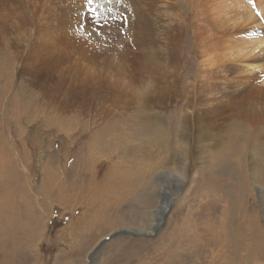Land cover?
Here are the masks:
<instances>
[{"label": "rangeland", "instance_id": "obj_1", "mask_svg": "<svg viewBox=\"0 0 264 264\" xmlns=\"http://www.w3.org/2000/svg\"><path fill=\"white\" fill-rule=\"evenodd\" d=\"M97 3L0 0V264H264V51L199 76L264 23Z\"/></svg>", "mask_w": 264, "mask_h": 264}, {"label": "bare ground", "instance_id": "obj_2", "mask_svg": "<svg viewBox=\"0 0 264 264\" xmlns=\"http://www.w3.org/2000/svg\"><path fill=\"white\" fill-rule=\"evenodd\" d=\"M67 1V0H66ZM99 1V0H98ZM41 4H43V7L46 6V0H40ZM69 2H71V6H68V7H71L73 9V11L77 12L76 14L79 15V17H81L80 15H82V13H84V9L86 8V6H83L81 4L78 3V0H69ZM125 2V1H124ZM123 3V2H122ZM206 3L210 5V7L212 6V8L210 10L206 9L207 11L206 14L208 16V18L210 19V21H212L213 23H215L217 26V28L221 25V23L223 22H226L228 21L229 19L233 18L235 19L236 21H260L262 24L264 23V0H253L252 3L249 2V0H206ZM51 4V3H50ZM150 5H152V3L150 2L149 3ZM195 4H197V0H195ZM36 6V5H35ZM34 6V8H35ZM42 6V5H41ZM214 6V7H213ZM39 7V6H38ZM53 7V6H52ZM33 8V9H34ZM41 8V7H40ZM70 8V9H71ZM156 12H159L158 15L160 16H163L165 17L164 19L166 21H170L173 19V15H174V12L175 10L168 7V6H156ZM49 8H47L48 10ZM51 9V8H50ZM216 9V10H214ZM38 12L37 13H34L32 15V20H31V23H30V29L32 31H35V29L37 28L36 26H40L38 24V22L41 20V19H44L45 18V14L43 13V11L41 9L38 8ZM69 10V8L67 9ZM65 10V12L67 11ZM152 9H149L148 13H147V16L150 17V12H151ZM155 12V11H154ZM191 12H193L194 14L191 13V17H198L196 16V14L198 15V12L196 11V6L194 5L192 8H191ZM61 14V13H59ZM58 14V15H59ZM74 14V13H72ZM75 14V15H76ZM259 14V15H258ZM140 18H143V14H140ZM229 15V16H228ZM53 16H55L53 14ZM60 16V15H59ZM68 15H66L67 17ZM57 17V16H56ZM73 17V16H72ZM146 17V19L148 18ZM71 17H69L70 19ZM62 18H60L61 20ZM64 19V18H63ZM73 19V18H72ZM46 20V18H45ZM144 20V19H143ZM37 21V22H36ZM55 21V20H54ZM70 21V20H69ZM67 21V23L69 22ZM72 21V20H71ZM70 21V22H71ZM46 22V21H45ZM59 22V20H58ZM233 23H236L235 21H232ZM48 23V22H47ZM61 23V22H60ZM157 23V22H156ZM56 24V23H55ZM58 24V23H57ZM56 24V26H57ZM63 24V23H62ZM75 24H77V21L75 20L73 23H70L69 25V28L70 29H76L74 28L75 27ZM260 24V23H259ZM45 25V24H44ZM43 25V27H44ZM51 27H52V24H49ZM82 25V24H81ZM229 25V24H228ZM226 25L225 28L228 26ZM47 25H45L46 27ZM64 26V24L62 25ZM66 26V25H65ZM65 26L64 28H62V30H65ZM80 26V24L78 25ZM36 27V28H35ZM42 27V28H43ZM59 27V26H58ZM77 27V26H76ZM41 28V29H42ZM47 28V27H46ZM53 28V27H52ZM51 28V29H52ZM78 28V27H77ZM143 28V26H142ZM38 29V28H37ZM45 29V28H44ZM48 29H50L48 27ZM46 29V30H48ZM68 29V28H67ZM165 29L162 28V30ZM239 29V28H238ZM59 30V29H57ZM67 31H70L69 29ZM142 31H145L144 29ZM224 31L222 29V33L224 34ZM51 32V31H50ZM52 32H55L56 34V31H52ZM51 32V33H52ZM141 32V31H140ZM150 34L153 33V29L151 27V29L149 30ZM212 35L209 34V31L208 32H205V36L202 37L201 39H206L207 38H212L214 37L215 35V32L216 30L214 31H211ZM44 33V32H43ZM69 33V32H68ZM220 34V38L222 37L223 34ZM238 33V32H237ZM50 34V33H49ZM53 34V33H52ZM50 34V35H52ZM54 34V35H55ZM58 34V33H57ZM61 34V33H60ZM203 34V33H202ZM46 35V34H45ZM44 35V36H45ZM71 35V34H70ZM27 37L28 38H31V44L26 45V47L29 48V46L31 45L30 49L31 51L33 49H36V46L38 44V40L37 39H40L42 38L43 36L41 35H36L35 33H29L27 34ZM47 38V36H45ZM49 37V36H48ZM51 37V36H50ZM55 38V37H54ZM217 39V38H213L212 41H219L220 40ZM231 38H232V43H230L229 40H223L219 46H216L214 48V51H213V54H205V55H202L203 56V61H201V68H200V72H199V76L200 77H203L207 74V71H205L206 68H208L209 65H211V62L214 61L215 63L219 62V63H226L228 61H230L231 59H239L238 57L241 55V54H244V53H253L255 51L258 52V50H263L264 51V34L260 33L258 30H255L254 32H247V33H241V34H236V35H231ZM26 39V37H25ZM70 39V38H69ZM25 41V40H24ZM24 41H23V44H24ZM59 41V40H58ZM51 44V43H49ZM55 45V44H54ZM47 46V45H46ZM50 46V45H49ZM58 46V45H56ZM52 47V46H51ZM55 47V46H54ZM50 48V47H49ZM48 48V49H49ZM43 49V48H42ZM198 49L202 50V45L201 43L198 44ZM36 51V50H35ZM43 51V50H42ZM47 51V50H46ZM45 55V54H44ZM209 55V56H208ZM242 57V56H241ZM243 61V60H242ZM241 62V61H240ZM243 66V65H242ZM211 67V66H210ZM250 68V67H248ZM210 68H208L209 70ZM243 69L246 70L245 68V65L243 66ZM239 87V86H238ZM237 87V88H238ZM235 93V92H234ZM239 93V92H238ZM235 97V96H234Z\"/></svg>", "mask_w": 264, "mask_h": 264}, {"label": "snow or ice", "instance_id": "obj_3", "mask_svg": "<svg viewBox=\"0 0 264 264\" xmlns=\"http://www.w3.org/2000/svg\"><path fill=\"white\" fill-rule=\"evenodd\" d=\"M109 2H111V0H109ZM249 2L252 3L253 0H249ZM93 5H95V6H93ZM85 6L87 7L88 12L92 15L93 19L96 21H99V15L97 14V9L101 5L99 3H97V0H86Z\"/></svg>", "mask_w": 264, "mask_h": 264}, {"label": "water", "instance_id": "obj_4", "mask_svg": "<svg viewBox=\"0 0 264 264\" xmlns=\"http://www.w3.org/2000/svg\"><path fill=\"white\" fill-rule=\"evenodd\" d=\"M166 198V196L165 197H163L162 199L164 200ZM168 209V207L166 208V210ZM160 225H161V223L160 224H158V225H156L155 227H154V229L153 230H156L157 228H159L160 227ZM113 235H110L109 236V238H111ZM108 239V238H107ZM106 241V240H105Z\"/></svg>", "mask_w": 264, "mask_h": 264}]
</instances>
